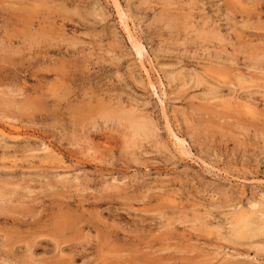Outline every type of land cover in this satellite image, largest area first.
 Here are the masks:
<instances>
[{"label": "rangeland", "instance_id": "1", "mask_svg": "<svg viewBox=\"0 0 264 264\" xmlns=\"http://www.w3.org/2000/svg\"><path fill=\"white\" fill-rule=\"evenodd\" d=\"M0 99V264H264V0H0Z\"/></svg>", "mask_w": 264, "mask_h": 264}, {"label": "bare ground", "instance_id": "2", "mask_svg": "<svg viewBox=\"0 0 264 264\" xmlns=\"http://www.w3.org/2000/svg\"><path fill=\"white\" fill-rule=\"evenodd\" d=\"M233 1H234V0H233ZM232 3H233V2H232ZM235 3H236V2H235ZM45 35H46V34H45ZM139 54H140V53H139ZM0 100H1V99H0ZM8 104H9V103H8ZM8 104H7V105H8ZM8 106H9V105H8ZM11 106H12V105H11ZM9 107H10V106H9ZM28 107H29V106H28ZM6 109H7V108H6ZM23 109H24V108H23ZM120 116H121V115H120ZM120 116H119V117H120ZM121 117H122V116H121ZM118 120H119V119H118ZM135 129H136V128H135ZM142 129H143V127H142ZM145 129H146V128H145ZM138 131H139V130H138ZM133 132H134V131H133ZM136 132H137V131H136ZM144 132H145V131H144ZM3 134H5V133H3ZM138 134H140V133H138ZM180 143H184V142L180 140ZM44 149H45V148H44ZM41 150H42V149H41ZM48 150H49V149H48ZM41 152H42V151H41ZM41 152H40V153H41ZM44 153H47V152H44ZM8 181H9V180H8ZM5 182H6V181H5ZM23 182H24V181H23ZM3 184H5V183L3 182ZM3 187H4V186H3ZM9 187H10V185H9ZM1 188H2V187H1ZM13 189H14V187H13ZM15 189H16V188H15ZM4 192H5V191H4ZM4 192H3V193H4ZM10 192H12V191H10ZM8 193H9V192H8ZM1 197H2V196H1ZM6 198H8V197H6ZM8 199H9V198H8ZM1 203H2V202H1ZM4 205H5V204H4ZM6 205H7V203H6ZM13 206H14V205H13ZM15 206H16V205H15ZM0 209H1V208H0ZM1 211H2V210H1ZM5 212H6V211H5ZM186 212H187V211H186ZM117 213H118V212H117ZM260 213H261V212H260ZM83 214H84V213H83ZM250 214H251V213H250ZM257 214H259V213H257ZM261 214H262V213H261ZM261 214H260V215H261ZM4 215H5V214H4ZM254 215H255V214H254ZM59 216H60V215H59ZM249 216H250V215H249ZM4 217H5V216H4ZM82 217H83V216H82ZM161 217H162V216H161ZM252 217H254V216H252ZM263 217H264V216H263ZM263 217H262V218H263ZM70 218H71V217H70ZM260 218H261V217H260ZM262 218H261V219H262ZM67 219H68V218H67ZM95 219H96V218H95ZM147 219H148V218H147ZM157 219H158V218H157ZM86 220H87V219H86ZM70 221H71V220H70ZM149 221H150V220H148V224L151 223V222H149ZM245 221H246V220H245ZM250 221H251V220H250ZM83 222H84V221H83ZM85 222H86V221H85ZM85 222H84V223H85ZM76 223L78 224V222H76ZM81 223H82V222H81ZM246 223H247V222H246ZM56 224H57V223H56ZM72 224H73V223H72ZM86 224H89V222L86 223ZM92 224H93V223H92ZM99 224H100V223H99ZM138 224H139V223H138ZM244 224H245V223H244ZM58 225H59V224H58ZM89 225H91V223H90ZM103 225H104V224H103ZM261 225H262V224H261ZM263 225H264V224H263ZM70 226H71V225H70ZM74 226H76V225H74ZM85 226H87V225H85ZM104 226H105V225H104ZM241 226H242V225H241ZM249 226H250V225H249ZM64 227H65V226H64ZM81 227H82V229H83V226L80 225V228H81ZM96 227H97V226H96ZM107 227H109V226H107ZM139 227H140V226H139ZM148 227H149V226H148ZM70 228H71V227H69V229H70ZM80 228H79V229H80ZM86 228H87V227H86ZM93 228H94V227H93ZM242 228H243V227H241V229H242ZM66 229H67V228H66ZM66 229H65L64 231H66ZM69 229H68V230H69ZM82 229H81V230H82ZM88 229H89V228H88ZM95 229H96V228H95ZM97 229L99 230L98 227H97ZM152 229H153V228H152ZM70 230H71V229H70ZM72 230H73V229H72ZM74 230H75V229H74ZM100 230H101V229H100ZM100 230H99V231H100ZM102 230H103V229H102ZM102 230H101V231H102ZM252 230H253V229H252ZM256 230H257V229H256ZM57 231H58V230H57ZM96 231H97V230H96ZM103 231H104V230H103ZM103 231H102L101 233H103ZM105 231H106V230H105ZM105 231H104V232H105ZM109 231H110V230H109ZM109 231H108V232H109ZM59 232H60V231H59ZM92 232H93V231H92ZM108 232H107V233H108ZM108 234H109V233H108ZM108 234H107V235H108ZM113 234H114V233H113ZM100 235H101V234H100ZM103 235H105V234H103ZM107 235H106V236H107ZM110 235H112V234H110ZM112 236H113V235H112ZM112 236H111V237H112ZM116 236H117V234H116ZM61 237H62V236H61ZM108 237H109V236H108ZM63 238H65V237H63ZM63 238H61V239L58 238V239H59V240H62ZM66 238H67V237H66ZM66 238H65V239H66ZM23 239H24V238H23ZM31 239H32V238H31ZM58 239H57V241H58ZM73 239H74V238H73ZM78 239H79V238H78ZM78 239H77V240H78ZM85 239H86V238H85ZM104 239H105V238H104ZM109 239H110V238H109ZM112 239H113V237H112ZM63 240H64V239H63ZM66 240H67V239H66ZM79 240H80V239H79ZM84 241H86V240H84ZM8 242H9V241H7V243H8ZM32 242H33V241H32ZM69 242H70V241H69ZM74 242H76V241H74ZM80 242H82V240H81ZM88 242H89V241H88ZM88 242H87V243H88ZM4 243H5V242H4ZM4 243H3V244H4ZM10 243H11V242H10ZM112 244H113V243H112ZM69 245H70V244H69ZM69 245H67V246H69ZM72 245H73V244H72ZM87 245H88V244H87ZM4 246H5V245H4ZM4 246H3V247H4ZM63 246H64V245H63ZM89 246H90V245H89ZM89 246H88V247H89ZM8 247H9V244H8ZM10 247H11V246H10ZM12 247H13V246H12ZM74 247H76V246H74ZM81 247H82V245H81ZM69 248H70V246H69ZM78 248H79V247H78ZM78 248H77V249H78ZM83 248H84V247H83ZM83 248H82V249H83ZM55 249H57V248H55ZM61 249H62V248H61ZM66 249H67V248H66ZM74 249H75V248H74ZM74 249H73V251H74ZM77 249H75V251H77ZM84 249H85V248H84ZM87 249H88V248H86V250H87ZM17 250H18V249H17ZM28 250H29V249H28ZM37 251H38V250H37ZM58 251H59V250H58ZM90 252H91V250L89 251V253H90ZM86 253H87V252H86ZM89 253H88V255H89ZM11 254H12V253H11ZM31 254H32V253H31ZM75 254H76V253H75ZM78 254H80V253H78ZM81 254H82V252H81ZM1 255H2V254H1ZM27 255H28V254H27ZM84 256H85V254H84ZM84 256H83V257H84ZM32 257H33V256H32ZM74 258H76V257H74ZM15 259H16V258H15ZM43 260H44V259H43ZM74 260H75V259H73V261H74ZM29 262H30V259H29Z\"/></svg>", "mask_w": 264, "mask_h": 264}]
</instances>
